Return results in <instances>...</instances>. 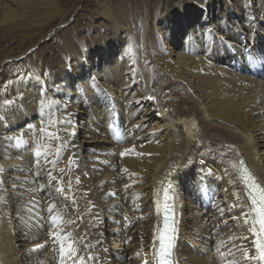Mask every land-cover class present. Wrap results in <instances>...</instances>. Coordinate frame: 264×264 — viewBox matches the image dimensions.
<instances>
[{"label": "bare ground", "instance_id": "6f19581e", "mask_svg": "<svg viewBox=\"0 0 264 264\" xmlns=\"http://www.w3.org/2000/svg\"><path fill=\"white\" fill-rule=\"evenodd\" d=\"M64 1L0 0V264H58L50 203L88 264H155L174 172L177 264H248L231 165L245 155L264 182V0H94L88 26ZM133 147L145 155H120Z\"/></svg>", "mask_w": 264, "mask_h": 264}, {"label": "snow or ice", "instance_id": "6c2138e0", "mask_svg": "<svg viewBox=\"0 0 264 264\" xmlns=\"http://www.w3.org/2000/svg\"><path fill=\"white\" fill-rule=\"evenodd\" d=\"M150 99L152 97H149ZM5 105L11 104L12 101L5 100ZM58 121L50 120L49 124L54 125ZM31 127V126H29ZM47 131V130H44ZM47 136L49 139H59V136L55 135L52 132H47ZM61 148L56 147L54 153L52 151V145L49 143H40L35 148V157L39 161V159H43L46 163H55L50 160L49 157L55 154L56 156L60 155ZM134 153L135 155L142 156L144 153H135V149L126 148L120 155L123 157L128 154ZM75 161L69 157L68 164L72 165ZM232 168L237 169L240 174V179L243 182V185L246 189V204L241 205H232V207L240 206L247 207L248 211L241 213L244 217V224L248 225V231L252 233L254 240L253 246L255 249V254L252 255L249 253L247 249L242 250V256L248 264H264V184H262L246 167L243 160H240L238 163H232ZM3 169H0L2 172ZM60 173H65V168L59 169ZM124 172H128V169H124ZM38 175V174H37ZM129 175H136L135 173H130ZM49 183L56 182L57 190L60 193H71L72 191V182L71 179L67 181V187H65V182L63 177H57L53 175L51 172L48 173ZM3 183V180H0V184ZM76 183H80L79 177H76ZM130 185H125L127 189ZM85 195H87L85 193ZM109 195H115V193H110ZM236 195L237 201L241 199L239 194ZM67 198V195H66ZM172 199L171 196L168 195L167 190H165L164 194V221H163V229L157 230L156 235L153 238V258L155 260V264H173L171 259L172 257V249L174 246V238H175V223L172 211V205L168 203ZM91 205V201H89ZM159 200H157V206L159 207ZM94 207V205H92ZM91 209H89L90 211ZM223 209H220L221 214H223ZM47 212L49 213V222L56 229V231L50 232L51 239L55 245L58 247V264H88L89 261H95L98 259L97 256L89 253L86 256L80 255V249L77 248V241L79 240L81 243L83 242L82 236L74 235V232L71 230H66V226H71L76 224V220L68 219L65 220L64 216L60 211L57 210V205L55 203H50L47 208ZM79 219V218H78ZM235 239V237L230 238ZM246 239V237H245ZM159 241V247L156 246V241ZM99 243V242H98ZM224 246V242L221 241L220 246H218L217 251L220 253L221 258L225 257V253L220 251V248ZM37 247H41L37 245ZM95 247V245H85V248L91 249ZM107 251V249H105ZM228 255H233L231 250H228ZM140 253H137L138 257ZM143 264H148V261L145 260ZM228 264H235V261H229Z\"/></svg>", "mask_w": 264, "mask_h": 264}, {"label": "rangeland", "instance_id": "374dc122", "mask_svg": "<svg viewBox=\"0 0 264 264\" xmlns=\"http://www.w3.org/2000/svg\"><path fill=\"white\" fill-rule=\"evenodd\" d=\"M64 4V7L66 9V12L67 11H71L75 6H81L83 9L82 10H79L78 12L82 13L83 14V17H81V20H85L86 21V26L88 25H91L92 23V20L91 18L89 17V14L87 11L91 10L92 7H93V4H94V0H65L63 2ZM145 4V3H144ZM80 7V8H81ZM140 9V8H139ZM138 9V10H139ZM193 16H200V18H202V15H196L195 13H193L191 15V17ZM71 17V16H70ZM72 17L70 18V21L69 22H72ZM54 34V32H53ZM95 55L92 54V58L94 57ZM102 142H99V144H102Z\"/></svg>", "mask_w": 264, "mask_h": 264}]
</instances>
